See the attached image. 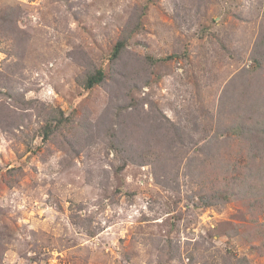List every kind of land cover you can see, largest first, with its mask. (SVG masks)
Returning <instances> with one entry per match:
<instances>
[{"label":"rangeland","instance_id":"obj_1","mask_svg":"<svg viewBox=\"0 0 264 264\" xmlns=\"http://www.w3.org/2000/svg\"><path fill=\"white\" fill-rule=\"evenodd\" d=\"M262 32L264 0H0V264H264Z\"/></svg>","mask_w":264,"mask_h":264},{"label":"trees","instance_id":"obj_2","mask_svg":"<svg viewBox=\"0 0 264 264\" xmlns=\"http://www.w3.org/2000/svg\"><path fill=\"white\" fill-rule=\"evenodd\" d=\"M122 42L123 41L121 39H119V41L113 47V50H112V53H111L112 58H115V57L118 56L119 51H120V49H121V47L123 45ZM257 43L258 44H256V46H255L256 49H262V48H264V32L260 33V35L258 37V40H257ZM254 62H255L256 68L259 67L260 64H261V61L259 59H257V58L254 59ZM102 80H103V72H102V70L101 69L95 70L94 72L90 73L89 75H87L85 77V80H84L85 87L86 88H91L94 84H98ZM261 102H263V101H261ZM261 102H252L250 104L251 106H249V108H251V110H252V105H255V104L257 105L259 111L258 112H253L252 111L255 114V116H256L257 119L260 118V117H262L261 115L264 113V102L263 103H261ZM261 108H263L262 111H261ZM263 117H264V115H263ZM235 128H239V129L240 128H245V129L254 128L255 131H256V129L258 128V125H256V124H254V125L247 124L246 125L245 124V127H244L241 124L240 125L238 124ZM169 129H170V131H172L171 128H169ZM227 195L228 194H227L226 191L218 190L215 193L214 198H215V200H218V199L226 200L228 198V197H226Z\"/></svg>","mask_w":264,"mask_h":264}]
</instances>
